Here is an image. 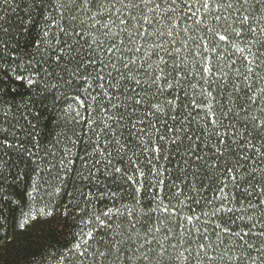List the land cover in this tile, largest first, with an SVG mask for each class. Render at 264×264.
Here are the masks:
<instances>
[{
    "label": "trees",
    "instance_id": "16d2710c",
    "mask_svg": "<svg viewBox=\"0 0 264 264\" xmlns=\"http://www.w3.org/2000/svg\"><path fill=\"white\" fill-rule=\"evenodd\" d=\"M0 264H264V0H0Z\"/></svg>",
    "mask_w": 264,
    "mask_h": 264
},
{
    "label": "snow or ice",
    "instance_id": "6c2138e0",
    "mask_svg": "<svg viewBox=\"0 0 264 264\" xmlns=\"http://www.w3.org/2000/svg\"><path fill=\"white\" fill-rule=\"evenodd\" d=\"M68 2H69V4H74L75 3V0H68ZM87 2H89V0H85V3H87ZM132 6L135 7V5H132ZM204 6L207 7V3H205ZM217 19H219V17H217ZM220 39L223 40V39H226V37L221 36ZM125 67H127V65H125ZM205 71H208V69L205 68ZM29 83H31V81H29ZM173 143H175V142H173ZM116 171L119 172L120 169H116ZM229 171H231V170L229 169ZM165 211H167V209H165ZM97 219H99V218H97ZM187 219L191 220V219H193V217L189 216V217H187ZM101 223H103V221H101ZM19 226H20V228H24L25 225L23 223H21Z\"/></svg>",
    "mask_w": 264,
    "mask_h": 264
}]
</instances>
